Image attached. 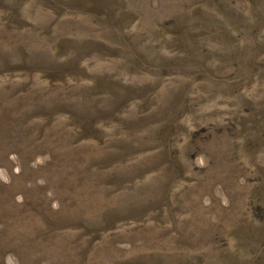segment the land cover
Masks as SVG:
<instances>
[{"label":"rangeland","instance_id":"rangeland-1","mask_svg":"<svg viewBox=\"0 0 264 264\" xmlns=\"http://www.w3.org/2000/svg\"><path fill=\"white\" fill-rule=\"evenodd\" d=\"M0 264H264V0H0Z\"/></svg>","mask_w":264,"mask_h":264}]
</instances>
